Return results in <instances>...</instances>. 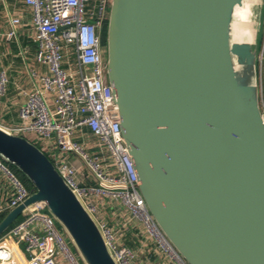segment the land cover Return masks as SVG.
I'll return each mask as SVG.
<instances>
[{
  "label": "water",
  "instance_id": "95a60500",
  "mask_svg": "<svg viewBox=\"0 0 264 264\" xmlns=\"http://www.w3.org/2000/svg\"><path fill=\"white\" fill-rule=\"evenodd\" d=\"M256 2H110L106 80L136 188L186 264H264L255 31L234 39L236 16ZM260 17L258 8V24ZM0 159L33 188L0 221V237L43 202L85 264H115L95 221L37 146L0 128Z\"/></svg>",
  "mask_w": 264,
  "mask_h": 264
},
{
  "label": "built area",
  "instance_id": "2783aa9c",
  "mask_svg": "<svg viewBox=\"0 0 264 264\" xmlns=\"http://www.w3.org/2000/svg\"><path fill=\"white\" fill-rule=\"evenodd\" d=\"M24 2L32 11L34 60L47 72H29L31 90H22L18 124L0 128L30 142L39 140L38 148L49 155L95 221L115 264H186L136 188L137 173L122 138L100 43L111 0ZM18 23L17 18L11 20L12 26ZM14 35L13 28L9 36ZM7 84L6 72L0 71V106ZM0 176L11 190L7 204L0 208L3 212L31 193L2 159ZM23 216L0 240V264H57V258L61 264H85L43 202L28 207ZM134 227L152 245L156 261L140 258L139 250L125 245Z\"/></svg>",
  "mask_w": 264,
  "mask_h": 264
},
{
  "label": "crops",
  "instance_id": "0c3cea01",
  "mask_svg": "<svg viewBox=\"0 0 264 264\" xmlns=\"http://www.w3.org/2000/svg\"><path fill=\"white\" fill-rule=\"evenodd\" d=\"M256 3L258 4V1ZM260 10L263 13L264 7ZM15 18L19 20V23L12 26L11 20ZM13 28L15 35L10 37L9 33ZM34 53L31 8L25 4L24 0H0V71H5L8 77L6 92L0 106V126L12 127L18 124V111L24 100L22 90H31L32 81L29 72L32 70L38 73L47 72L45 66L35 62ZM10 196L11 190L0 176V208L7 204ZM107 221L111 225V219L107 217ZM3 238L5 235L1 239ZM129 241L133 245L132 248L139 250L140 258L149 257L157 260V256L152 252V245L145 241L144 233L140 228L131 229L127 241L124 242L125 245ZM57 264H61L59 258H57Z\"/></svg>",
  "mask_w": 264,
  "mask_h": 264
},
{
  "label": "rangeland",
  "instance_id": "374dc122",
  "mask_svg": "<svg viewBox=\"0 0 264 264\" xmlns=\"http://www.w3.org/2000/svg\"><path fill=\"white\" fill-rule=\"evenodd\" d=\"M260 5H251L242 14V18L239 17V14L236 16V29L249 30L252 29L255 31L256 43H257V66H256V80H257V95L260 112L264 118V0H257ZM258 8H262L263 13L261 15L260 23L256 21V13ZM102 47L103 58L106 60V44ZM31 142L39 147V140L31 139ZM49 157V155H47ZM22 217V216H20ZM60 228V227H59ZM68 241V240H67ZM19 247L24 251L23 243L19 244Z\"/></svg>",
  "mask_w": 264,
  "mask_h": 264
},
{
  "label": "trees",
  "instance_id": "16d2710c",
  "mask_svg": "<svg viewBox=\"0 0 264 264\" xmlns=\"http://www.w3.org/2000/svg\"><path fill=\"white\" fill-rule=\"evenodd\" d=\"M107 20H108V17L105 19L104 21V24H103V28H102V31L100 33V43H101V46H104L106 44V28H107ZM9 167L14 171V173L16 174V176L22 181V183L24 184V186L27 188V190L32 193L33 192V188L31 186V184L29 183V181L23 176V174H21L14 166L8 164ZM9 210H4L3 212H0V221L3 219V217L7 214ZM22 221V217H19L17 219V221L0 237V239L6 235V233L9 232V230L16 224H18L19 222ZM127 241V239L125 240ZM127 245L129 247L132 248V244L131 242L129 241L127 243Z\"/></svg>",
  "mask_w": 264,
  "mask_h": 264
},
{
  "label": "bare ground",
  "instance_id": "6f19581e",
  "mask_svg": "<svg viewBox=\"0 0 264 264\" xmlns=\"http://www.w3.org/2000/svg\"><path fill=\"white\" fill-rule=\"evenodd\" d=\"M252 0H248V2H251ZM243 17V16H242ZM237 28V27H235ZM254 36V30L252 29H249V30H240V29H236L235 32H234V39L236 41H240V40H243L245 38L247 39H252V37ZM238 71H240L241 74H245L247 76V73L246 72H243V70L238 69ZM249 73V72H248ZM250 77L249 78H246V82L248 83H254L253 81V75H252V72L249 73Z\"/></svg>",
  "mask_w": 264,
  "mask_h": 264
}]
</instances>
